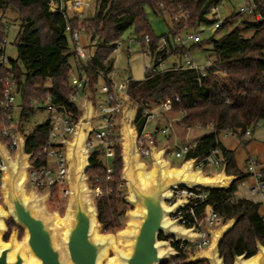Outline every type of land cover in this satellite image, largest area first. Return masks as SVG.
I'll return each instance as SVG.
<instances>
[{"label":"trees","instance_id":"1","mask_svg":"<svg viewBox=\"0 0 264 264\" xmlns=\"http://www.w3.org/2000/svg\"><path fill=\"white\" fill-rule=\"evenodd\" d=\"M58 4V9L52 11L50 3ZM67 0H0V10H12L16 14L19 32L15 40L17 61H11L13 72L20 85L21 103L23 109L19 120V129L26 133V151L40 150L48 136L49 119L32 125L36 111L32 102H45L52 98L56 108L65 112L77 113L78 108L69 102L70 89L66 86L73 72L70 59L75 60L76 67L82 69L80 74L86 86L96 92L99 81L109 79L114 69V43L124 32L133 29L142 47L144 39L149 36V49L154 51L162 38L172 45V53L178 61L195 48H201L204 42L188 49H178L173 46V40L188 29L197 28L201 24L211 25L213 22L206 15L209 10L222 0H94V14L85 19L66 10ZM256 12L260 20L252 15V20L241 21L233 26L238 15L227 18L217 30L220 34L227 33L219 39L208 41L214 56L215 70L226 72V77L216 79L210 72L203 78L201 84L196 79L197 73L188 70H168L153 76H146L143 81L128 83L127 93L131 100L139 106L151 102L158 106L167 99L180 97V103L174 106L176 113L185 111L180 123L189 129L210 125L219 131L231 130L239 137L245 134L248 127L261 123L264 126V0H254ZM148 11L162 17L168 32L157 37L147 16ZM188 12L187 21H175L179 13ZM147 16V18H146ZM69 25L71 31H66ZM83 28L84 48L91 50L89 61H82L76 56L72 34ZM7 29L0 24V43L6 38ZM246 34H250L246 36ZM75 67V68H76ZM223 90H220V83ZM48 84V85H47ZM225 97L229 103H225ZM138 133L143 127L140 110L136 121ZM219 133L211 132L197 141L196 148L187 159L200 158L212 150L219 149L222 162L227 164L226 173L237 179L229 188L220 190H204L208 198L205 203L195 209L196 217L201 221L205 217L206 206H211L214 213L223 220L236 219L231 231L224 237L220 247V257L225 264H233L234 257L246 254L247 258L256 254V241L264 245V207L245 199H236L238 184L251 173L245 174L238 170L233 152L227 150L218 141ZM90 168L86 174L92 187V178L99 177L104 185L105 171L99 154L93 152L89 156ZM122 161L120 148L115 159L114 179L121 175ZM264 179V168L261 169ZM115 188V183H109ZM65 207L67 201L64 202ZM98 221L106 233L122 230L124 215L128 204L124 195L114 194L112 197L95 199ZM57 208H52L56 210ZM9 228L15 226L12 220L7 223ZM7 238H5L6 240ZM179 253L172 261L175 264H207L185 263L187 253L173 246Z\"/></svg>","mask_w":264,"mask_h":264},{"label":"water","instance_id":"2","mask_svg":"<svg viewBox=\"0 0 264 264\" xmlns=\"http://www.w3.org/2000/svg\"><path fill=\"white\" fill-rule=\"evenodd\" d=\"M84 97L76 132L67 143L69 199L63 217L48 212L45 204L48 194L39 195L35 190L26 189L29 157L25 153L26 139L20 131L16 133L18 145L13 158L0 143L3 201L11 220L25 232L21 241L13 234L3 242L7 214L0 208V264H103L109 252L113 257L106 264H167L179 254L167 241L159 240L160 236L174 239L176 243H191L200 238L192 229L178 225L180 219H172L187 202L181 200L167 205L171 190L178 187L220 190L236 181L235 176L226 173L227 164L213 176L204 175L201 170L193 171V158L180 167L171 166L164 159L169 147L151 148V169L148 170V164L140 161L136 146L135 121L140 106L130 99L120 121L122 167L118 182L126 185L129 195L124 201L134 209L125 212L128 223L124 229L115 234H99L102 225L86 175L90 168L86 143L95 113L92 87L86 86ZM56 217L63 220L61 228L55 225ZM235 223L236 219H230L217 230L208 228V247L188 255L185 263L225 264L219 247ZM233 264H264V245L256 241V254L249 258L246 254L235 256Z\"/></svg>","mask_w":264,"mask_h":264},{"label":"built area","instance_id":"3","mask_svg":"<svg viewBox=\"0 0 264 264\" xmlns=\"http://www.w3.org/2000/svg\"><path fill=\"white\" fill-rule=\"evenodd\" d=\"M9 1L10 0H5L7 3ZM225 1L228 0H222L218 5L213 6L206 15V17L213 22L211 25L215 29H219L224 22L221 20L218 9ZM241 1L242 4L238 8V14L254 15L256 20H260V14L255 13L256 5L254 0ZM92 3L93 0H67L66 10L71 14L77 15L78 19H85L92 8ZM55 10L57 9L52 11ZM1 12L2 10H0V13ZM188 16V12L181 11L179 15L175 16V21L182 19L186 22ZM0 24L2 23L0 22ZM204 25L206 24H201L195 29H188L186 32L176 36L173 40V46L178 49H186L188 43H201V27ZM5 28L8 29L7 26H5ZM66 31H71L69 25L66 26ZM83 35V28H79L73 32L72 40L75 45L76 56L82 61H89V55L86 53L82 43ZM5 40L6 38L0 43V143L6 146L11 158H13L18 145L16 133L20 131L19 120L23 105L21 103L19 82L13 72L11 61L5 57ZM136 43L141 44L139 40ZM150 43V37L146 36L144 39L146 48L144 49V54L145 56H150L153 62L152 65L146 64L144 66L143 72L146 76H153L168 70H190L197 73L195 80L198 84H201L203 78L210 72L213 73L216 79L221 80L226 77L225 71H213V68L216 66V61L210 58L206 59L205 63H199L191 57L190 53H187L183 56L182 61H178L176 56L172 53V44L166 38H162L159 41L153 52L149 49ZM114 45L115 53L116 50L121 47V42L117 40ZM75 70L78 73V77L70 78L66 86L70 89L69 102L77 106V113L59 110L53 104L51 97H48L43 103L35 100L31 104L36 113L41 111V105L44 107L43 109L48 114L49 131L47 140L40 150L33 149L31 152H27L25 149V153L29 157L26 189L35 190L39 195L48 194L49 198L46 200L45 204L50 201L53 194H60V196L62 195L61 197L66 198L69 197L67 143L72 140L76 132L77 121L80 111L82 110L77 104L79 92L82 90L84 93L86 88L85 82L80 76L82 69L76 67ZM115 75H117V73L114 72L113 69L109 75V79L103 80L101 89V93L104 97L103 100L98 102L95 98V113L91 121L92 131L86 143V150L89 156L93 152H97L105 171L104 185L101 184L99 177L92 178L93 185L90 189L94 199L112 197L114 194H119V190L124 186L123 183L118 182V179H114V171L117 150L120 148L121 142L120 121L123 108L130 100L127 88L131 78H126L121 83H115L113 81V76ZM219 83L220 90H223L224 88L220 81ZM179 103L180 97H176L174 100L167 99L158 106H154L151 102L140 105V119L143 120V127L141 132L138 133L136 146L141 162L147 163V159L151 161L152 147L158 146V150H161L157 143V136L160 133L164 134L167 138L171 137L175 127L185 115V111H181L179 114L174 111V106ZM225 103H229L227 97H225ZM159 122H163L167 126L163 128L159 124L156 125ZM152 124L156 125V127L149 130ZM186 129L191 130L189 128ZM197 129L204 130L202 127H198ZM205 130L219 133V135L222 134L226 137L240 138L229 129L218 132L210 125ZM27 132L28 130H26L25 133L20 131L22 136L26 139V144ZM251 136L252 133L250 127H248L242 137L249 139ZM175 145L176 150L171 152L169 148L164 159H166L167 156H175L176 158H184L183 162H186L190 160L187 159V157L196 148L197 142H181L175 143ZM224 164L226 163H223L222 159H220L219 149H214L204 157L194 158L192 169L193 171L201 170L205 175L204 171L206 167L214 166L220 168ZM261 169L258 162L254 160L249 161L248 171L256 180V186L250 193L252 196H260V203L264 205V179ZM3 176V164L0 159V198L3 197ZM109 183H115L116 187H109ZM171 195L172 197L167 205H172L181 200L187 202L181 209L177 210L175 217L172 219H180L178 223L180 226L185 229H192L193 233L200 235L199 239H195L191 243L180 241L177 243L179 248L185 253H188L191 249L193 251L206 249L209 244V235L207 230L203 229V224L210 227L213 226L215 220L219 219L211 206H206L203 220L200 221L195 215V209L206 202L208 198L207 193L201 188L186 189L178 187L171 190ZM170 241L175 242L174 239H170ZM170 264H175V262Z\"/></svg>","mask_w":264,"mask_h":264},{"label":"rangeland","instance_id":"4","mask_svg":"<svg viewBox=\"0 0 264 264\" xmlns=\"http://www.w3.org/2000/svg\"><path fill=\"white\" fill-rule=\"evenodd\" d=\"M51 2L50 3V9L54 10V5ZM242 4L241 0H228L223 2L219 6V14L221 17L222 21H225L227 18L231 16H236L238 15V8ZM94 14V0L92 3V8L89 11L88 15L92 16ZM150 26L154 32V34L157 37L165 35L168 30H167V25L162 17L154 15L152 12L148 11L147 13ZM252 15L250 14H239V18L234 22L233 26L238 25L239 22L241 21H246V20H252ZM0 22L7 26V34H6V44H5V57L9 59L10 61H17V49L14 45L15 40L17 38L18 32H19V24L17 23L16 20V14L12 10H7V11H2L0 13ZM201 38L202 41H207L204 42L201 48H195L193 51L189 52L191 57L199 62V63H205L206 59H212L214 60L213 54L210 52V45L208 41L212 38L215 37V39L221 38L223 35L227 33V30L224 32L217 34V30L215 29L212 25H204L201 27ZM250 34H246V36H249ZM119 41L121 42V47L116 50V52L113 54L114 57V72L117 73V75L113 76V80L116 83H121L123 82L126 78H131V80L139 82L143 81L146 77V75L143 72V68L146 64L152 65V58L150 56H145L144 54V47H142L141 44H137L136 42L138 41L137 36L135 35L133 29H128L126 32L122 34V36L119 38ZM197 45L194 43H188L186 49L191 48L192 46ZM88 54H92L94 51V48L91 50H86ZM181 61L183 60V57L180 59ZM168 62V60H167ZM70 63L73 67V72L70 78L73 77H78V73L75 70V60L73 58L70 59ZM169 63V62H168ZM48 85V84H47ZM103 86V82L99 81V83L96 86L97 91H94V99L96 98V101H101L103 100V94L101 93V89ZM84 93L81 90L78 95V101L77 104L80 109L83 107L84 103ZM41 111L37 112L34 118L32 119V127L33 125L37 123H42L47 120L48 114L47 112L43 109L44 107L41 105L40 106ZM175 117V116H174ZM160 125L161 127H166L167 125L164 124L163 122H159L156 125ZM156 125H150L149 130H152L153 128L156 127ZM250 130L252 133V136L249 139H245L243 137L240 138H232V137H226L224 135H219V140L222 142L223 147L226 149H231L234 154V159L235 163L237 165V168L239 171L248 174V163L250 160H254L255 162H264V126L261 123H258L257 125H252L250 126ZM210 133L209 130H201V129H191L188 130L186 129L181 123H178L176 126V129H174L171 139L169 140L164 134L160 133L158 135V145L160 146V149H164L166 147L170 148L171 152H174L176 150V145H175V140H179L180 143H191L196 141L197 139L204 137ZM165 160H168L173 167H180L184 162V158H176L175 156H167ZM148 163V170L151 169V161L149 159L146 160ZM221 170L220 168L214 167V166H208L205 168V175L207 176H213L216 173H218ZM87 175V174H86ZM87 184L90 189V184L87 181ZM124 184V183H123ZM256 183L253 175L248 176L245 180L241 181L238 184V192L236 194V199H245V200H250L253 202H261V197L260 196H252L250 193V190L252 188H255ZM119 193L124 195V197L128 196L129 193L127 191L126 185L119 190ZM62 196V195H61ZM60 194L56 195L53 194V197L50 199V201L46 204L47 210L49 213H56L60 217H63L65 215L66 207L64 202L67 201L68 203V198L66 197H61ZM90 196L92 198V202L95 204V199L93 198L91 194V189H90ZM67 206V205H66ZM57 208L56 210H52V208ZM0 208L7 214V219L4 221L6 225V233L1 236V240L3 242L8 241V239L15 234L16 239L18 241H21L24 236L25 232L22 228L17 227L16 225L9 228L7 226V223L9 220H11L10 215L8 213V208L6 204L3 201V197L0 198ZM133 210L134 208L132 206H128L127 210ZM126 210V211H127ZM124 224L123 228H125V225L128 223V219L124 217ZM15 224V223H14ZM223 220L222 219H217L215 220L213 226L208 227V225L203 224V229H212V230H217L220 226H222ZM99 234H107L106 232L103 231V227L99 230ZM115 234V233H112ZM5 238H7L5 240ZM198 252L193 251L192 249L188 251L187 256ZM113 257V253L109 252L107 258L104 260L103 264H106L107 261Z\"/></svg>","mask_w":264,"mask_h":264},{"label":"crops","instance_id":"5","mask_svg":"<svg viewBox=\"0 0 264 264\" xmlns=\"http://www.w3.org/2000/svg\"><path fill=\"white\" fill-rule=\"evenodd\" d=\"M52 2H54V1H52ZM53 5H54V9H58V4L55 2V3H53ZM82 43H83V46H84V40H82ZM85 49V51H86V48H84ZM86 53H87V51H86ZM88 54V53H87ZM174 59V58H173ZM76 66V65H75ZM114 81V80H113ZM115 82V81H114ZM116 83V82H115ZM175 129H176V127H175ZM210 133H211V131H210ZM209 133V134H210ZM208 134V135H209ZM208 135H206V136H208ZM220 135H222V134H220ZM206 136H204V137H206ZM204 137H201V138H199V139H197L196 141H194V142H197V141H199L200 139H202V138H204ZM157 138H158V136H157ZM168 139H171V138H168ZM176 142L175 143H180V141L179 140H175ZM218 141L220 142V140H219V135H218ZM221 144H222V142H220ZM223 145V144H222ZM227 150H229V151H232L231 149H228L227 148ZM222 157L220 156V159H221ZM258 164H259V167L260 168H264V162L263 161H260V162H258ZM254 177V176H253ZM255 179V178H254ZM255 183H256V180H255ZM254 188H252L251 190H253ZM251 190H250V192H251ZM258 203H260V202H258ZM263 207H264V205H263Z\"/></svg>","mask_w":264,"mask_h":264},{"label":"flooded vegetation","instance_id":"6","mask_svg":"<svg viewBox=\"0 0 264 264\" xmlns=\"http://www.w3.org/2000/svg\"><path fill=\"white\" fill-rule=\"evenodd\" d=\"M178 225H179V224H178ZM159 240L167 241V242L169 243V245H170L172 248H174L173 246H174L175 242L170 241V239H164L162 236H160V237H159ZM176 244H177V243H176ZM174 250H176V249L174 248ZM177 252H178V251H177ZM178 254H179V253H178ZM167 264H169V262H168Z\"/></svg>","mask_w":264,"mask_h":264},{"label":"bare ground","instance_id":"7","mask_svg":"<svg viewBox=\"0 0 264 264\" xmlns=\"http://www.w3.org/2000/svg\"><path fill=\"white\" fill-rule=\"evenodd\" d=\"M55 225L57 226V227H62L63 226V220L61 219V218H57L56 217V219H55Z\"/></svg>","mask_w":264,"mask_h":264}]
</instances>
